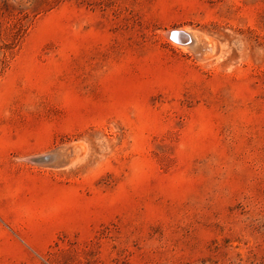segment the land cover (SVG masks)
<instances>
[{"label": "rangeland", "instance_id": "1", "mask_svg": "<svg viewBox=\"0 0 264 264\" xmlns=\"http://www.w3.org/2000/svg\"><path fill=\"white\" fill-rule=\"evenodd\" d=\"M0 264H264V0H0Z\"/></svg>", "mask_w": 264, "mask_h": 264}, {"label": "bare ground", "instance_id": "2", "mask_svg": "<svg viewBox=\"0 0 264 264\" xmlns=\"http://www.w3.org/2000/svg\"><path fill=\"white\" fill-rule=\"evenodd\" d=\"M172 29V28H171ZM177 30H179V31H182V32H184V33H186V34H188V36L190 37V43H187L185 46H188V48H190L193 52L195 51H197V50H202L203 48H204V43L201 41L202 39H200L198 36H197V34H195V32L194 31H191V30H189L188 28H185V27H181V28H176ZM169 35V34H168ZM172 40V39H171ZM177 42V41H176ZM208 43V42H207ZM181 44V43H180ZM209 47V46H208ZM184 48V47H183ZM185 49V48H184ZM202 51H204V50H202ZM208 51V50H207ZM205 53H206V51H205ZM206 56H207V54H206ZM46 154H48V153H43L42 155L44 156V155H46ZM41 155V156H42ZM40 156V155H39ZM65 161V156H64V154H61V155H59L58 157H56L55 159H53V160H51V163H53V164H59L60 165V163L62 164L63 162ZM51 163H50V165H51Z\"/></svg>", "mask_w": 264, "mask_h": 264}, {"label": "water", "instance_id": "3", "mask_svg": "<svg viewBox=\"0 0 264 264\" xmlns=\"http://www.w3.org/2000/svg\"><path fill=\"white\" fill-rule=\"evenodd\" d=\"M169 36L172 39H175L177 41H181L183 43H190V37L188 36V34L182 32V31H179L177 29L170 31ZM61 154H64V156H66L67 155V149L66 148H59V149H56V150H54V151H52V152H50L44 156L43 155L39 156L35 159L39 160V161H43V162H50L51 160L55 159L56 157H58Z\"/></svg>", "mask_w": 264, "mask_h": 264}]
</instances>
